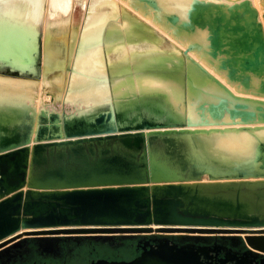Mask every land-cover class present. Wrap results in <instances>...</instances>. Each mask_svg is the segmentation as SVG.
I'll return each instance as SVG.
<instances>
[{"label": "water", "instance_id": "obj_1", "mask_svg": "<svg viewBox=\"0 0 264 264\" xmlns=\"http://www.w3.org/2000/svg\"><path fill=\"white\" fill-rule=\"evenodd\" d=\"M12 1L0 0V74L40 86L57 75L59 83L34 99L0 100V243L41 231L108 239L170 228L264 230V25L253 0H188L172 11L158 0H112L116 19L82 36L88 2L82 26H70L62 42L45 40L46 2L35 22L21 14L15 22ZM123 11L150 30L158 50L178 53L126 76L167 86L113 89L125 74H110L106 45L135 37L108 32ZM95 49L102 78L79 69ZM103 83L108 95L95 100ZM246 242L264 253V234ZM200 256L191 245L145 240L130 260L89 264H204Z\"/></svg>", "mask_w": 264, "mask_h": 264}, {"label": "bare ground", "instance_id": "obj_2", "mask_svg": "<svg viewBox=\"0 0 264 264\" xmlns=\"http://www.w3.org/2000/svg\"><path fill=\"white\" fill-rule=\"evenodd\" d=\"M38 1L39 0H14L12 1V3H9L10 2L9 1L7 3L9 4L8 6L14 7V10L17 14L16 15L17 18H15L14 21L17 22L19 18H22L21 17L22 15L24 18L25 17L30 18L32 22H35L36 21L35 18L37 17V11L39 9ZM158 1L162 4L163 7L167 6L168 4L166 0H158ZM54 2L55 0L52 2L53 4L51 5H55ZM88 2H89L88 13H87V16L84 22L82 36H86L88 34L86 32H90V30L99 31L104 27L103 24L107 20L116 19L115 18L116 7L114 3L112 2V0H87L86 4ZM185 2L187 1L181 0V2H179L177 5L180 6ZM56 4L59 5L57 2ZM86 4L84 3V0H75V1H72V3L70 4L71 6H70V9L68 10L70 12V20H68V22H70L69 24L72 28L73 33L78 31L80 27L82 26V17L84 15L83 13H84ZM64 12L65 11H61V12L58 11L59 14L57 15L55 12H53V15L51 16V18H49L51 19L49 26L54 31L53 39L59 40V41L62 40V28L60 25L61 17L59 16L63 15ZM96 12L97 14L95 16ZM136 15L139 18L143 19L146 23H150V21H148L147 18L137 13ZM46 16H49V15H46ZM121 17H122V20L119 21L121 25H118L117 23H114V22L109 23L107 27L108 32H110L111 29H113V31L114 30L117 31L120 28H123L127 35L132 34L135 37H130V40L127 39L128 40L127 43H125L121 39H118V40L110 41L106 45V48L108 50V57H109L108 66H109L110 74L111 75H120L123 73L125 74L124 80H119L113 83V89L115 90V92L120 91L119 94H121V91L123 92V91L131 90L134 88L133 86H143L140 88H145V86H149V87L167 86L163 81L156 80V79L149 80L148 76H142L140 74H139L140 76L138 75L136 79H134L130 75L126 76V74L129 71H132V69L134 68L141 70L143 68L150 67V65L152 64V61L150 60H157L156 64H159L160 66L168 60L169 56H172V58H177L178 53L176 51H174L173 53L172 52L168 53V52H163L166 50H163V51L158 50L154 44L156 39L146 38V34L149 33L150 30L140 23L141 20L137 19L136 17L130 15L129 13L125 11H123ZM71 20H72V25H71ZM46 24H45V28L47 26ZM69 24H68V28H69ZM47 29L49 30V28ZM47 31L45 29V32ZM63 35H64V30H63ZM136 38L143 39V42H137V43L133 42V40H135ZM156 51L160 52L158 59H154V54H156L155 53ZM102 53L103 52L100 49L91 50V53L88 56L84 57L83 59H81V61H79L80 63L79 69H81L82 71H85L86 73L92 74L94 76L96 75L100 78L104 77L105 71H104V64L102 61ZM58 79H59V76L50 75L48 78L42 81V86H46L47 88L52 89L55 85H58L59 83L57 82ZM40 89H41L40 84L36 82L34 84H30V82L17 83V82H1L0 81V96L11 94V95L24 96L30 99H34L35 94H37V92ZM94 90L95 91H94L93 98L95 100H99L108 95L107 94L108 91L106 90V85L104 83L97 85V88H95ZM171 91L176 92L175 93L176 96H179L178 88H172ZM236 145L237 144L235 142L231 143V146H236Z\"/></svg>", "mask_w": 264, "mask_h": 264}, {"label": "flooded vegetation", "instance_id": "obj_3", "mask_svg": "<svg viewBox=\"0 0 264 264\" xmlns=\"http://www.w3.org/2000/svg\"><path fill=\"white\" fill-rule=\"evenodd\" d=\"M173 231L172 228L163 229L132 237L137 252L135 256L141 252V245L145 240H149L151 246H156L167 239L169 244L199 248L200 260L204 264H264V253L252 249L246 242V236L263 235L264 230L185 229L192 232L188 234ZM191 234L196 235V238L187 236ZM140 240L142 242L138 244ZM115 241L113 237L106 240L103 237L74 233H21L0 243V264H89L101 259L96 255L102 245L113 246Z\"/></svg>", "mask_w": 264, "mask_h": 264}, {"label": "rangeland", "instance_id": "obj_4", "mask_svg": "<svg viewBox=\"0 0 264 264\" xmlns=\"http://www.w3.org/2000/svg\"><path fill=\"white\" fill-rule=\"evenodd\" d=\"M53 1L47 0V2H46V0H42V3L46 2V10H47L46 13H45V24L47 23L46 25L48 26V27L46 26V28H45L46 31L48 30L47 28H49V30L47 32H45V40H47V41L48 40H52L53 36H54L53 35L54 31L49 26L50 20H51L49 18H51V16L53 15V12H55L56 15L59 14L58 11L59 12L65 11L63 15L59 16V17H61L60 25H61V28H62V40H63V38L65 37V33L67 32V29H68V24L70 23V22H68V20H70V12L68 10L70 9V6H71L70 4L72 3V1H75V0H55L54 4L56 6L55 5H51V4H53L52 3ZM86 1L87 0H84L85 4H86ZM166 1L168 2V4H167V6L164 7V9L167 10V11L176 10L177 8H179V6L177 4L179 2H181V0H166ZM185 1H188V0H185ZM38 2H39L38 5L40 6V0ZM56 2L59 5H57ZM119 2L124 4V2H122L121 0H119ZM253 2L255 3L256 8H258L261 21L263 22L264 21V16H262V15H264V0H253ZM258 5H259V7H258ZM44 8L45 7H42V9L40 11V15L42 17H43ZM96 14H97V12L95 13V16H96ZM37 15H38V11H37ZM46 15H49V16H46ZM92 21H93V19H92ZM41 25H42V22L40 23V27H41ZM71 25H72V20H71ZM263 25H264V22H263ZM69 27H70V24H69ZM63 30H64V35H63ZM40 88L43 89V88H47V87L46 86H40ZM246 229H252V228H246ZM254 230H258V229H254ZM173 232L174 233H182V234L192 233L190 231H185V229H174ZM135 252L136 251L130 253L128 250L120 249V248H114V249L108 248V246L104 244L99 249V252H98V254L96 256L98 258L108 259V260H130L133 257H135Z\"/></svg>", "mask_w": 264, "mask_h": 264}, {"label": "trees", "instance_id": "obj_5", "mask_svg": "<svg viewBox=\"0 0 264 264\" xmlns=\"http://www.w3.org/2000/svg\"><path fill=\"white\" fill-rule=\"evenodd\" d=\"M116 239L115 244L113 246L108 245V248L114 247V248H120V249H126L130 253L136 251L135 250V242L133 241L132 237H121V236H115L113 237ZM110 239V238H108ZM107 240V239H106ZM113 248V249H114ZM137 252H135V255Z\"/></svg>", "mask_w": 264, "mask_h": 264}, {"label": "crops", "instance_id": "obj_6", "mask_svg": "<svg viewBox=\"0 0 264 264\" xmlns=\"http://www.w3.org/2000/svg\"><path fill=\"white\" fill-rule=\"evenodd\" d=\"M7 79H9L7 76H4V75H2V74H0V81L1 82H5ZM10 80V79H9ZM11 81H19V82H17V83H22V82H30V84H34V82L35 81H33L32 79H25V80H11ZM7 82V81H6ZM7 95H11V94H6V95H2V96H0V100L1 99H3V100H7V98L6 97H10V96H7ZM5 99H4V98ZM21 99H28L27 97H24V96H19ZM11 99L13 98V99H15V97H14V95H12L11 97H10Z\"/></svg>", "mask_w": 264, "mask_h": 264}]
</instances>
